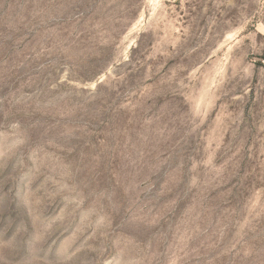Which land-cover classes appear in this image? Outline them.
I'll list each match as a JSON object with an SVG mask.
<instances>
[{
  "label": "rangeland",
  "instance_id": "1",
  "mask_svg": "<svg viewBox=\"0 0 264 264\" xmlns=\"http://www.w3.org/2000/svg\"><path fill=\"white\" fill-rule=\"evenodd\" d=\"M0 264H264V0H0Z\"/></svg>",
  "mask_w": 264,
  "mask_h": 264
}]
</instances>
